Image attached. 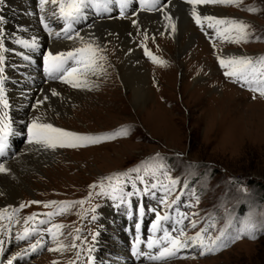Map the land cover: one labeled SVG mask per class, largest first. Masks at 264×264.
Masks as SVG:
<instances>
[{
	"label": "rangeland",
	"instance_id": "obj_1",
	"mask_svg": "<svg viewBox=\"0 0 264 264\" xmlns=\"http://www.w3.org/2000/svg\"><path fill=\"white\" fill-rule=\"evenodd\" d=\"M58 1L67 8L77 0ZM50 2L39 13L45 18L54 13ZM195 2L197 9L207 5V0ZM5 3L0 2V9ZM210 5L226 9L239 27L231 28L228 20L221 25L225 32L214 35L192 23L200 39L189 57L173 58L162 35L135 34L139 58L149 71L145 106H135L121 87L114 53L108 50L89 45L93 63L84 68L81 60L82 69L72 63V76L60 73L56 83L74 80L80 88L85 74L99 69L85 89V102L56 120L66 131L61 134L66 141L55 151L64 154L57 153L58 161L30 172L21 191L17 206L28 207L27 212L62 203L55 218L58 236L47 254L30 264H69L70 248L63 246L83 223L76 201L87 193L95 201L122 195L127 181L135 179L145 189L170 186L167 196L173 202L186 192L188 216L179 239L203 236L207 244L201 251L208 249L207 256L162 264H264V0H216ZM195 17L202 20L201 26L214 19L196 12ZM229 49L243 51L249 67L238 58L221 61V51ZM231 63L250 71L252 87L261 86V91L249 92L227 78L237 68ZM227 86L238 93L226 96ZM222 93L226 97L221 99ZM2 175L14 179L10 169ZM0 207L2 211L8 206Z\"/></svg>",
	"mask_w": 264,
	"mask_h": 264
},
{
	"label": "bare ground",
	"instance_id": "obj_2",
	"mask_svg": "<svg viewBox=\"0 0 264 264\" xmlns=\"http://www.w3.org/2000/svg\"><path fill=\"white\" fill-rule=\"evenodd\" d=\"M195 1L171 0L158 13L138 15L131 19L126 18L123 21L116 17L113 20L102 19L98 23H92V29L90 27L84 29L74 39L46 42V38L40 33L39 29L36 30L32 19L21 14L22 11L28 12L30 10L27 3L22 0H6L5 5L2 4L1 6L3 9H0V35L7 44H11L13 40L19 42L21 39L37 41L42 45L50 43L55 52L71 51L74 48L88 47L89 45L103 51L108 50L114 53L116 74L119 77L121 87L129 92V97L135 106L142 104L145 106L150 97L147 93L149 71H147L148 66L139 58L140 50L137 47L138 43L135 41V34H147L155 38H161L162 35V38L166 40L164 44L166 43L169 47H172L173 58L176 55L189 57L194 52H190L191 48L196 46L198 39H200L198 33L191 27L192 23L202 21L195 17V12L202 13L204 16H214L213 20L208 19V21H205L203 19L205 22L201 26L202 29H206L211 34L213 32L214 35L215 33L223 34L226 27H222V22L228 20L232 22L231 28L237 30L239 27L236 23L237 20L230 18L231 15L229 17L226 9L213 8L210 5L216 0H207V2H203L207 5H202L198 9L199 6H194ZM224 1L222 0V2ZM93 20L91 18V21ZM221 52V57L225 58L226 62L229 59L238 58L245 65L247 61L246 54L241 50L229 49ZM240 68L242 67L240 66ZM98 71L97 67L85 74L87 76L82 87H80L81 89L76 86L74 78L70 79L73 81L58 84L44 82L42 78L37 77L29 81L32 86L19 84L17 88L10 91L8 102H11L12 105V117L22 122L20 126L25 125L28 128L27 131L29 130L31 135H35V139L41 140L39 142L27 141L23 146L18 147L12 160L0 167L2 173L10 169L11 175L14 176V179L11 180L9 176H3L0 172V194L3 197L0 200V206H17L21 198V191L25 189L26 181L30 176L29 173L40 171L42 167L53 163L55 158L58 161L57 153L64 154V151H55L58 144L66 141L65 138L61 137V134L65 135L66 131L56 123V120L67 116L73 105L85 102L88 97L85 96V89L91 86V81H94L95 76L99 73ZM8 77L18 83V77L13 76L10 72ZM19 79L23 83L21 78ZM210 86H213V84H209ZM227 89L230 92H227L226 96L238 93L229 86H227ZM39 90H41L40 94ZM223 95L225 96V93L220 94L221 99L224 97ZM23 105L25 107H22ZM0 261L3 262V259Z\"/></svg>",
	"mask_w": 264,
	"mask_h": 264
}]
</instances>
